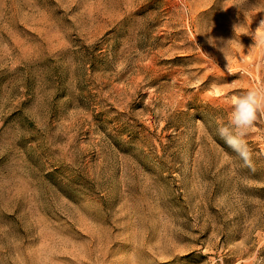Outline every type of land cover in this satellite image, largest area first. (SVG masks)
I'll return each instance as SVG.
<instances>
[{
    "label": "rangeland",
    "instance_id": "1",
    "mask_svg": "<svg viewBox=\"0 0 264 264\" xmlns=\"http://www.w3.org/2000/svg\"><path fill=\"white\" fill-rule=\"evenodd\" d=\"M262 20L264 0H0V264H264V116L253 168L216 133L264 87Z\"/></svg>",
    "mask_w": 264,
    "mask_h": 264
},
{
    "label": "clouds",
    "instance_id": "2",
    "mask_svg": "<svg viewBox=\"0 0 264 264\" xmlns=\"http://www.w3.org/2000/svg\"><path fill=\"white\" fill-rule=\"evenodd\" d=\"M255 32L257 36L264 38V20ZM213 41L215 40L209 38L208 42L213 44ZM259 116H264V87L251 88L246 93L234 97L227 122L218 123L216 128L217 135L237 154L244 166L249 168H253L252 149L246 137L254 128Z\"/></svg>",
    "mask_w": 264,
    "mask_h": 264
}]
</instances>
